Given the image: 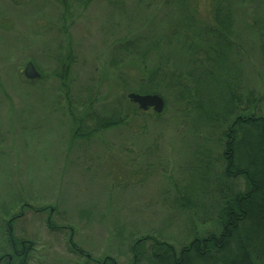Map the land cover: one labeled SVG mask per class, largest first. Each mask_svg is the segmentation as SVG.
Listing matches in <instances>:
<instances>
[{"label":"rangeland","instance_id":"374dc122","mask_svg":"<svg viewBox=\"0 0 264 264\" xmlns=\"http://www.w3.org/2000/svg\"><path fill=\"white\" fill-rule=\"evenodd\" d=\"M232 6L231 68L264 115V0ZM180 8L212 22V0H0V264L10 240L31 241L25 264H94L70 252V238L92 259L130 264L141 235L178 248L194 229H218V190L244 188L221 174L223 135L169 92L158 94L160 113L139 109L127 94L144 72L118 64L117 42L144 39L158 45L151 62L168 51L182 71L184 54L163 39ZM27 62L36 80L25 78ZM87 106L96 118L120 109L124 124L72 138Z\"/></svg>","mask_w":264,"mask_h":264},{"label":"trees","instance_id":"16d2710c","mask_svg":"<svg viewBox=\"0 0 264 264\" xmlns=\"http://www.w3.org/2000/svg\"><path fill=\"white\" fill-rule=\"evenodd\" d=\"M232 4L233 0H212L211 23H197L189 12L178 9V17L170 23L163 39L167 44L173 41L184 54L182 71L176 67L172 70L168 51L158 53L153 62L148 59L158 46L154 42H117L121 53L118 64H139L144 72L129 91L163 92L165 96L169 92L181 111L195 113L206 127L220 131L224 137L221 174L227 180H244L243 189L226 184L225 190H218L213 202L216 231L198 234L194 229L192 238L178 248L154 235H141L130 246V264H264V115L260 113L261 98L251 89L243 91L237 71L231 68L232 59L240 52L233 37ZM88 106L77 118L72 138H85L124 124L126 115L120 109L113 110L109 117L96 118ZM146 242L148 247L144 246ZM31 245V241L21 239L15 246L16 253L10 245V263L25 264ZM69 250L99 264L100 259L85 254L71 238ZM2 258L0 255V262ZM114 263L110 256H104V264Z\"/></svg>","mask_w":264,"mask_h":264},{"label":"water","instance_id":"95a60500","mask_svg":"<svg viewBox=\"0 0 264 264\" xmlns=\"http://www.w3.org/2000/svg\"><path fill=\"white\" fill-rule=\"evenodd\" d=\"M23 74L27 79H36L40 76V73L36 70L35 66L31 62H27ZM127 98L135 103L139 109L146 111L151 108L155 113H160L163 109L164 101L161 96L156 93H136L129 92Z\"/></svg>","mask_w":264,"mask_h":264},{"label":"flooded vegetation","instance_id":"af4514ba","mask_svg":"<svg viewBox=\"0 0 264 264\" xmlns=\"http://www.w3.org/2000/svg\"><path fill=\"white\" fill-rule=\"evenodd\" d=\"M11 228H10V226L8 227V231L10 230ZM10 245H12V248H13V252L14 253H16V248H15V243L12 241V240H10ZM6 258H7V260H6V264H11L10 262H12V260H13V258H12V255L11 254H9V255H6ZM98 263L99 264H104V257L102 258V259H100L99 261H98ZM115 264V263H114Z\"/></svg>","mask_w":264,"mask_h":264}]
</instances>
